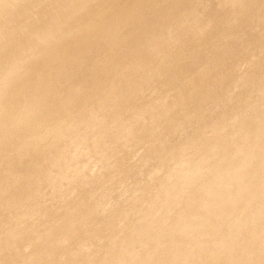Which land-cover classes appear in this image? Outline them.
<instances>
[{
	"label": "rangeland",
	"instance_id": "374dc122",
	"mask_svg": "<svg viewBox=\"0 0 264 264\" xmlns=\"http://www.w3.org/2000/svg\"><path fill=\"white\" fill-rule=\"evenodd\" d=\"M201 1L0 0V114L20 104L19 117L68 127L0 134V160L13 159L0 264H251L217 261L225 245L264 258V0ZM87 132L100 146L75 145ZM127 233L160 238L130 246ZM187 245L201 256L173 257Z\"/></svg>",
	"mask_w": 264,
	"mask_h": 264
},
{
	"label": "bare ground",
	"instance_id": "6f19581e",
	"mask_svg": "<svg viewBox=\"0 0 264 264\" xmlns=\"http://www.w3.org/2000/svg\"><path fill=\"white\" fill-rule=\"evenodd\" d=\"M187 4L189 7H198L200 5H207V2H202L201 0H188ZM16 69H17V66H16V64H14L13 66H11L8 69V72L9 73L13 72ZM22 109H24L23 105H20V104L14 105V106L10 107V109L5 110V113L10 111L11 112L10 115L4 116L5 113L0 114V122H1L0 134L1 135H5V133L8 130L12 129L15 133L21 134L22 139H24L26 141H28L30 139L31 140H38L40 138V134H42L43 128L47 122L50 123V124H48L50 126V130L54 131L55 133L58 132L62 127H63V130L68 129V127L63 125L60 120L48 121L47 118L42 117L39 121H35L33 119L34 117H32V116L19 117L17 115V113H18V111H20ZM85 117L87 119H90L93 116H92V114H90V115H87ZM108 132L117 133L118 129L112 128ZM83 141H91L96 146H100V144H101L100 139H97V137L91 132H87L84 135L80 136L79 138L75 139L74 143L76 146H78ZM64 143H66V142H64ZM76 158H77V156H73L74 160ZM12 164H13V159L4 158V159L0 160V168L1 169L6 167V166L12 165ZM231 169H232V167H226V170H231ZM183 171L184 170L182 169V172ZM73 177H79V175H74ZM121 192H123V191H121ZM237 194H240V191H238ZM241 196L244 200H251L254 197V195H245V194H241ZM18 198L19 197H13L9 202L11 204L15 203V202H17ZM168 200L169 199H165L164 201H162L160 203V205H163L165 203V201H168ZM223 202L229 203L230 199L225 198ZM151 207L153 208L154 206H151ZM25 209L27 212H29L31 210V208L27 204H25ZM202 210H205V209H202ZM133 212H135V211L133 209H130L129 211H127L126 214L130 215ZM208 212L210 214L208 217L210 220L226 219L227 222H229V223H235L239 219L236 215L226 216L225 214H223V212L220 209H212V211H208ZM30 214H31V212H29L26 216L16 217L14 220L21 221V220L27 218V216H29ZM192 220L207 224L211 227H215L214 224L209 223V222L205 221L204 219H202L198 216H193ZM63 222H66L68 224V231L71 233L73 230V225L69 222L67 215H63ZM159 222H162V221L159 219ZM186 222H187V219L185 218V222L182 225H179V227L184 226V224ZM9 236H13V235H9ZM241 236H242L241 233L236 234L235 236L231 237L230 240H231V242H234V241L238 240L239 238H241ZM159 238H160L159 234L158 235L157 234L146 235L143 233H127V234L121 235L118 238V240L120 242L131 241V242H127V244L130 246H134V245L138 246V245H143L145 239H148L152 242H158ZM225 238L227 239L228 237L226 236ZM212 244L216 245V244H219V242L218 241H212ZM253 244L255 246H257L256 242H254ZM100 245H101L100 239L84 240V241H80V242H63V249L69 247V248L73 249V253L77 254L78 252L96 250L100 247ZM115 245L112 248H114ZM176 250L177 251L173 255L174 258L181 257L182 259H187L190 256L199 257L202 254V250L199 246H189V245L183 246V247H177L176 246ZM121 252L130 254L133 252V250H132V248L128 247V248H125V249L119 251V254H117L115 256V260L120 258ZM145 257H143L142 259L133 261L130 264H149V261L146 260ZM216 260L217 261H221V260H230V261L245 260V261H249L251 264H264V258L257 257L252 252L250 247H248V246H246V247H244L238 251L231 252L229 246L225 245V246H223L222 255L217 256ZM119 263H121V261H119Z\"/></svg>",
	"mask_w": 264,
	"mask_h": 264
}]
</instances>
